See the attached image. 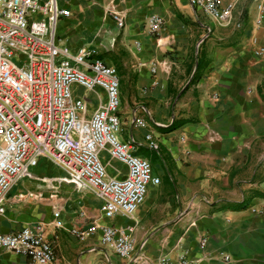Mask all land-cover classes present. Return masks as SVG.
<instances>
[{
    "label": "crops",
    "instance_id": "obj_1",
    "mask_svg": "<svg viewBox=\"0 0 264 264\" xmlns=\"http://www.w3.org/2000/svg\"><path fill=\"white\" fill-rule=\"evenodd\" d=\"M59 1L73 12L57 27L70 51L124 54L120 84L127 76L132 94L128 100L121 96L120 85L119 114L127 131L121 137L137 151L149 150L140 156L152 163L161 183L149 186L131 218L118 215L112 221L89 190L67 184L51 190L24 179L7 195L0 230L44 223L56 264H136L102 244L100 227L108 224L143 246L150 260L163 255L175 260L187 252L196 264H264V0H234V23L228 27H210L191 0ZM155 14L165 20L158 36L147 23ZM195 28L206 33L194 38ZM103 60L115 67L110 56ZM74 94L87 100L89 115L105 99L100 88L87 92L75 85ZM148 134L159 150L148 147ZM101 156L109 176L126 177L124 163L106 151ZM32 172L62 175L46 160ZM27 263L24 256L0 251V264Z\"/></svg>",
    "mask_w": 264,
    "mask_h": 264
},
{
    "label": "built area",
    "instance_id": "obj_2",
    "mask_svg": "<svg viewBox=\"0 0 264 264\" xmlns=\"http://www.w3.org/2000/svg\"><path fill=\"white\" fill-rule=\"evenodd\" d=\"M220 27L234 23V0H191ZM73 12L59 0H0V215L7 211V195L21 180L72 185L77 191L93 192L103 204L104 217L131 218L144 203L150 185L161 179L152 163L137 154L135 144L119 138L120 77L117 69L93 55L89 48L68 49L57 34L63 20ZM151 34L158 36L165 20L155 14L148 19ZM236 28L241 24L236 22ZM77 85L87 92L100 88L105 99L89 115L88 102L74 94ZM137 124L146 127L145 121ZM148 147L159 150L151 134ZM128 168L126 177L109 176L102 152ZM42 160L62 171L55 177H39L33 168ZM34 198L42 194H33ZM22 201L25 196L19 194ZM60 217V210L55 212ZM61 228L62 222L56 223ZM44 223L11 232L0 230V251L28 258L27 264H56L55 247L45 236ZM101 242L122 259L136 264H196L188 253L173 260L147 258L143 246L124 235L115 224L100 227ZM73 233L84 236L76 230ZM208 239L202 238V246ZM229 260L228 257H226ZM108 264V263H101Z\"/></svg>",
    "mask_w": 264,
    "mask_h": 264
},
{
    "label": "rangeland",
    "instance_id": "obj_3",
    "mask_svg": "<svg viewBox=\"0 0 264 264\" xmlns=\"http://www.w3.org/2000/svg\"><path fill=\"white\" fill-rule=\"evenodd\" d=\"M109 13L111 14V11ZM199 16L201 18H203L204 21H209L210 23L208 22V24H209L210 27L215 25L205 15H199ZM185 20H188V19H185ZM116 22H117L116 26H118V29H122L124 27V21L123 20L119 19V20H116ZM191 22H192V20H191ZM215 27H218V26L215 25ZM197 31H198L197 28H195L194 29V32H195V34H194L195 37L194 38H199V36L202 35L201 33H206V32L201 31L199 34H197ZM228 31H229V29H228ZM58 37L60 38L61 36L58 34ZM92 52H93V55L95 57H98V58H101V59H103V58H105L107 56H110L111 57V61L115 64V67L118 70L119 76L121 77L122 75H125V73L121 71L122 68H124L123 67V58H122L123 55H124L123 53H121V52L116 53L114 51H107V49H106V51H105V49L104 50H101V51L100 50H92ZM126 80H127L126 84L123 85V86L121 85V96L123 95L128 100L129 97H130V95L132 94V91H131L132 90V87H131L130 79L129 78L127 79V76H126ZM122 128H123V126H122ZM125 132H127V131H125V129H122L121 130V134L122 133L124 134ZM121 134L119 135V138L121 140H123V138L121 137V136H123V134L122 135ZM154 173H155V171H154ZM108 222L109 221H107V222L105 221L102 224L104 225V224H107Z\"/></svg>",
    "mask_w": 264,
    "mask_h": 264
},
{
    "label": "trees",
    "instance_id": "obj_4",
    "mask_svg": "<svg viewBox=\"0 0 264 264\" xmlns=\"http://www.w3.org/2000/svg\"><path fill=\"white\" fill-rule=\"evenodd\" d=\"M148 151H149L148 149H144V148L139 147L138 151H137V154L138 155H143L144 153H146Z\"/></svg>",
    "mask_w": 264,
    "mask_h": 264
}]
</instances>
